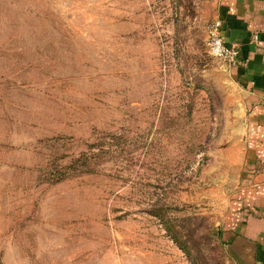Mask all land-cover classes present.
I'll list each match as a JSON object with an SVG mask.
<instances>
[{"label": "rangeland", "instance_id": "obj_1", "mask_svg": "<svg viewBox=\"0 0 264 264\" xmlns=\"http://www.w3.org/2000/svg\"><path fill=\"white\" fill-rule=\"evenodd\" d=\"M215 2L0 0V264H229Z\"/></svg>", "mask_w": 264, "mask_h": 264}, {"label": "crops", "instance_id": "obj_2", "mask_svg": "<svg viewBox=\"0 0 264 264\" xmlns=\"http://www.w3.org/2000/svg\"><path fill=\"white\" fill-rule=\"evenodd\" d=\"M213 19L238 48L225 77L232 142L212 165L224 199L218 234L229 264H264V0H216Z\"/></svg>", "mask_w": 264, "mask_h": 264}, {"label": "built area", "instance_id": "obj_3", "mask_svg": "<svg viewBox=\"0 0 264 264\" xmlns=\"http://www.w3.org/2000/svg\"><path fill=\"white\" fill-rule=\"evenodd\" d=\"M222 22L214 19L207 28V45L209 53L224 60L227 63H233L238 56V48L235 45L225 44L221 34Z\"/></svg>", "mask_w": 264, "mask_h": 264}, {"label": "trees", "instance_id": "obj_4", "mask_svg": "<svg viewBox=\"0 0 264 264\" xmlns=\"http://www.w3.org/2000/svg\"><path fill=\"white\" fill-rule=\"evenodd\" d=\"M167 230L169 231V234L173 237V239L178 243V245L186 252L188 253V250L183 246V244L179 241L178 236L176 235V232L172 226L167 225ZM189 254V253H188Z\"/></svg>", "mask_w": 264, "mask_h": 264}]
</instances>
